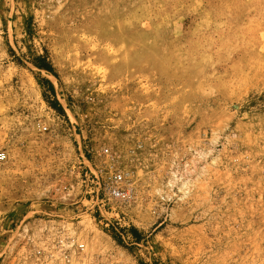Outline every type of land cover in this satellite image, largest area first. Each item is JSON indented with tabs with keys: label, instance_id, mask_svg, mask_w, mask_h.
Here are the masks:
<instances>
[{
	"label": "rangeland",
	"instance_id": "rangeland-1",
	"mask_svg": "<svg viewBox=\"0 0 264 264\" xmlns=\"http://www.w3.org/2000/svg\"><path fill=\"white\" fill-rule=\"evenodd\" d=\"M0 152V264H264V0H0Z\"/></svg>",
	"mask_w": 264,
	"mask_h": 264
},
{
	"label": "built area",
	"instance_id": "built-area-1",
	"mask_svg": "<svg viewBox=\"0 0 264 264\" xmlns=\"http://www.w3.org/2000/svg\"><path fill=\"white\" fill-rule=\"evenodd\" d=\"M104 152L110 157L109 149ZM7 157L5 152H0V160ZM111 163L105 175H97L98 197L103 199L108 205H115L130 197L131 191L128 185V173L115 166L114 157H110Z\"/></svg>",
	"mask_w": 264,
	"mask_h": 264
},
{
	"label": "trees",
	"instance_id": "trees-1",
	"mask_svg": "<svg viewBox=\"0 0 264 264\" xmlns=\"http://www.w3.org/2000/svg\"><path fill=\"white\" fill-rule=\"evenodd\" d=\"M39 58L42 59L43 57L40 56ZM41 66L44 67L45 69H47L50 72H54L53 71L54 69H53L52 65L49 64V63L48 64L47 63L46 64H41Z\"/></svg>",
	"mask_w": 264,
	"mask_h": 264
}]
</instances>
